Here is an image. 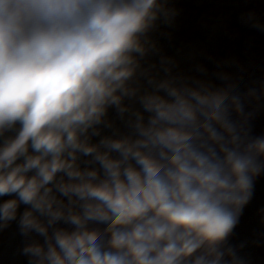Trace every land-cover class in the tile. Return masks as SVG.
Returning <instances> with one entry per match:
<instances>
[{
  "label": "clouds",
  "instance_id": "clouds-1",
  "mask_svg": "<svg viewBox=\"0 0 264 264\" xmlns=\"http://www.w3.org/2000/svg\"><path fill=\"white\" fill-rule=\"evenodd\" d=\"M232 4L246 54L264 0ZM183 15L0 0V233L26 264H256L264 207L251 236L236 229L264 177V65L216 63Z\"/></svg>",
  "mask_w": 264,
  "mask_h": 264
},
{
  "label": "rangeland",
  "instance_id": "rangeland-1",
  "mask_svg": "<svg viewBox=\"0 0 264 264\" xmlns=\"http://www.w3.org/2000/svg\"><path fill=\"white\" fill-rule=\"evenodd\" d=\"M194 1H198V5L202 4V2L208 4L207 9L209 12H213L212 16L205 20L201 16L203 11L201 7L199 8V13L196 14L194 13L195 11L184 8L185 5L187 7L197 5L190 3ZM177 2L184 9V17L182 19L186 22V30L189 29L192 34L195 30H199L207 37V48H202L198 40L191 42L194 48L204 51L216 63L236 60L241 68L244 69L248 65L251 69L264 65V37L258 35L250 37L249 39L252 41L253 47L245 54L242 39H233L226 34L224 22L233 13L234 5L232 3L234 0H177ZM227 31H230V29ZM228 43L229 46L226 45ZM227 48L229 49L227 50ZM203 62L210 69L213 68L212 64H209L207 61ZM225 70L238 74V69L235 67H228ZM260 207H264V177L257 180L253 199L246 207L244 215L241 218V223L236 229L240 238L251 236L254 229L261 227L258 223L259 217L257 216V209ZM19 242L20 238L14 235V229L0 233V264H26L23 257L15 254ZM251 251L256 259V264H264V249H251Z\"/></svg>",
  "mask_w": 264,
  "mask_h": 264
}]
</instances>
